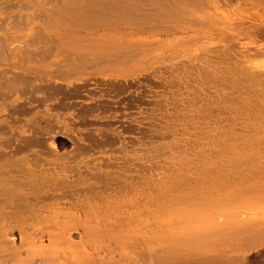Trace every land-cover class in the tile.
I'll return each mask as SVG.
<instances>
[{
	"label": "rangeland",
	"instance_id": "rangeland-1",
	"mask_svg": "<svg viewBox=\"0 0 264 264\" xmlns=\"http://www.w3.org/2000/svg\"><path fill=\"white\" fill-rule=\"evenodd\" d=\"M84 7L94 19L75 16ZM0 24V60L30 57L28 70H0L18 91L0 105V144L48 155L61 175L139 171L137 216L134 195L122 203L137 226L128 233L156 226L127 264L151 240L166 264L255 226L262 244L246 258L264 264V0H0ZM84 48L117 60L90 68ZM244 123L261 143L218 145V128L238 134Z\"/></svg>",
	"mask_w": 264,
	"mask_h": 264
},
{
	"label": "bare ground",
	"instance_id": "bare-ground-1",
	"mask_svg": "<svg viewBox=\"0 0 264 264\" xmlns=\"http://www.w3.org/2000/svg\"><path fill=\"white\" fill-rule=\"evenodd\" d=\"M14 5L17 6L16 4ZM14 5L12 4L10 7ZM8 8L9 7H7V9ZM25 8L28 9V5L25 4ZM4 9L3 10L6 11L5 7ZM38 15H36V17H40V15ZM23 16L22 14V17ZM75 16L82 20H88V18L94 19L93 11L86 10L85 7L84 11L79 12ZM22 17L21 19L24 20L23 18L25 17ZM13 21L15 22V20ZM16 22H18L17 18ZM16 22L14 25H16ZM3 23H5V21H3ZM13 27L8 28L6 32L8 34L10 31L12 32L11 28ZM18 28H20L19 24ZM119 49L120 48H118V50ZM92 50V52L89 49L88 51L86 50L87 54H85L86 52L83 50L84 53L81 51L86 55V60H83L84 63H86V61L88 63H95V65L100 63L101 66L102 63H107L112 58L115 61L117 60V54H107L100 52V50L99 52H96L98 50ZM6 52L9 51L7 50ZM70 55L73 56V54ZM114 57L116 58L114 59ZM6 58L7 57H4V60H0V70L3 69L7 71V68H12L14 72L28 70V59L30 61V57L28 58L27 56V59L25 57L20 61L17 59L15 62L10 58ZM33 58L36 57H32V59ZM82 58H84V56H82ZM67 62L68 61H66V64ZM90 63L88 64L89 67L91 66ZM67 66L70 67L69 64H67ZM78 66H80L79 62ZM16 92H18L16 87L11 84L8 78L1 76L0 72V105L7 104L10 106L8 103H12L10 101ZM26 94L28 96L29 93L26 92ZM26 94L23 92L25 99H29L31 93L28 98ZM17 96L16 93L15 97ZM30 99L32 100L31 97ZM30 99L28 102H30ZM11 108H13V105ZM10 110L11 109H9V111ZM20 121L23 123L22 120ZM24 124L29 126L27 121H25ZM242 125L243 126L239 128L241 130H239L240 132L238 134L232 130V127H229V129L218 128V132L216 133L217 136H215L216 140H218V145L233 150L237 148L240 149L241 147L246 148L254 142H262L260 140L261 138L255 139V135L251 132L252 128L250 129V124L245 125L244 123ZM247 126H249V129ZM257 137L259 138V136ZM1 144L0 264H127V253L129 250L140 246L139 243L147 238V232L151 229H155V221H147V227H150V229L147 228V232H142L138 229L139 231L135 234L128 233L130 229L133 230L136 223L134 226L128 224L129 222H133V218L124 216V213H127V211L123 208L122 203L125 197L128 195L130 196V194L134 195L135 201L133 203H136L138 206L134 207L137 216L140 209V201L142 199L140 184L142 174L140 175L139 171L135 178L130 176L121 178L113 174L112 176L104 178L102 174L98 173L96 175L95 172H93V167L87 164L83 166L85 169L82 167L83 169L81 170L80 166L78 171L75 170V172L71 171L65 175H61L57 169V163L52 161V157L51 160L47 157L48 155L46 157L42 156L39 151L22 153V150H15L16 148L10 149V145L6 147V145ZM50 144L53 146L52 143ZM246 168V170H248L247 166ZM110 177L113 179V183L107 180ZM96 179H103L99 187H95ZM252 186L253 185H241L236 187L235 192L239 190L237 192L243 191L250 193L255 187ZM97 188L112 191L110 193L102 191L101 194L97 191ZM153 210L154 209L151 211ZM148 218L154 219L152 216ZM128 220L129 222H127ZM138 220L140 222V216ZM255 227H252L246 234L235 235V232H233L236 237L233 235L229 240L226 239L219 244H214L213 246L216 250H210L207 247L209 244H207V248L200 249L197 253L182 261L173 260L166 264H249L246 255L262 244V241L259 242V239L256 237L259 231H256L257 229H255ZM135 228H137V226ZM236 229L238 228L236 227ZM152 239L155 238L153 237ZM159 252L158 242L151 240L147 245V252H144L139 258L141 262L139 263L138 260H135L134 264H165L161 263L162 261L159 262L157 258Z\"/></svg>",
	"mask_w": 264,
	"mask_h": 264
}]
</instances>
